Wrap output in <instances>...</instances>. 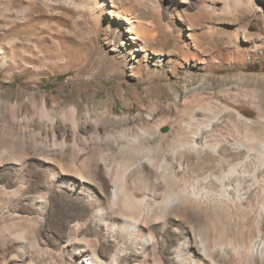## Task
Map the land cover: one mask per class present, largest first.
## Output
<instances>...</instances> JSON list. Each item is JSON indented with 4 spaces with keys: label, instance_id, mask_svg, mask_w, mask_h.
Masks as SVG:
<instances>
[{
    "label": "bare ground",
    "instance_id": "obj_1",
    "mask_svg": "<svg viewBox=\"0 0 264 264\" xmlns=\"http://www.w3.org/2000/svg\"><path fill=\"white\" fill-rule=\"evenodd\" d=\"M187 1L166 0V6ZM100 2L104 8L96 26L107 42L106 52L113 50L132 73L149 79L166 78L168 73L180 76L185 94L201 89L210 71L237 65L244 57L228 44L206 45L202 38L215 33L234 36L239 27L249 35L253 13L264 17V0H195L205 23L187 18L180 24L173 18L171 30L159 28L157 15L142 0ZM171 34L180 42L174 51H166ZM254 38L258 40V35ZM13 55L0 39V63H8ZM111 63L115 68L122 65L113 58ZM169 90L177 100L176 88L170 84ZM243 102L264 112L261 100ZM39 103L43 106V99ZM47 118L55 121L49 114ZM218 122L215 118L192 128H174V135L184 138L173 137L164 144L148 142L150 128L120 131L128 147L115 171L88 164L70 181L50 172L29 191L30 177L20 172L23 164L13 162L7 167L10 174L0 179V204L9 207L3 214L12 219L0 225V234L10 240L6 260L0 264H38L40 254H52L39 240L44 228L54 248L67 255L68 264H264V198L257 203L241 190V181L257 176L248 173L246 161L225 142H214ZM242 138L249 150L264 156L263 132L251 131ZM165 151L169 160L161 154ZM55 197L66 210L57 224ZM20 221L23 225L18 226Z\"/></svg>",
    "mask_w": 264,
    "mask_h": 264
},
{
    "label": "rangeland",
    "instance_id": "obj_2",
    "mask_svg": "<svg viewBox=\"0 0 264 264\" xmlns=\"http://www.w3.org/2000/svg\"><path fill=\"white\" fill-rule=\"evenodd\" d=\"M100 1L0 0V39L14 54L8 63H0V179L10 174L7 167L17 161L23 164L20 172L30 177L28 191L50 172L70 181L88 164L93 169L104 171L110 166L115 171L122 150L128 147L127 138L120 131L150 128L148 142L164 144L173 137L184 138L174 135V128H192L216 118L219 122L212 135L214 142H225L246 161L244 168L257 178L241 181V190L261 203L264 156L257 149L249 150L242 137L251 131L264 133V112L243 102H264V17L253 13L249 35L239 27L234 36L215 33L202 38L206 45L228 44L244 57L237 65L224 64L210 71L201 86L203 91L198 90L200 94H185L178 83L180 76L168 73L166 78L155 75L149 79L143 73H132L113 50L107 51L110 58L105 57L107 42L96 26L104 8ZM142 1L157 15L159 28L172 30L173 18L180 24L187 18L195 19L198 25L205 23V13L197 9L195 0L169 9L166 0ZM159 37L161 42L165 40L163 31ZM179 42L171 34L165 50L174 51ZM112 58L122 65L115 68ZM170 84L178 91L177 100L169 90ZM8 92L13 96H8ZM47 114L55 118L53 123ZM105 137L108 142L102 143ZM161 154L168 160L171 157L166 151ZM4 208L9 209L0 204L1 226L12 221L3 214ZM65 212L55 197L54 223ZM41 231L40 243L53 252L40 254L38 264H68L67 255L54 248L46 228ZM49 238L51 242L45 241ZM9 242L0 234V262L6 260Z\"/></svg>",
    "mask_w": 264,
    "mask_h": 264
}]
</instances>
